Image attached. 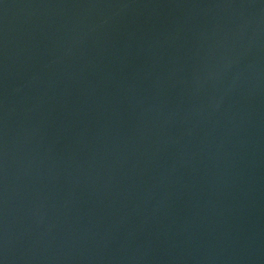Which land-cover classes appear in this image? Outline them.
Wrapping results in <instances>:
<instances>
[{
    "label": "water",
    "instance_id": "obj_1",
    "mask_svg": "<svg viewBox=\"0 0 264 264\" xmlns=\"http://www.w3.org/2000/svg\"><path fill=\"white\" fill-rule=\"evenodd\" d=\"M0 264H264V0H0Z\"/></svg>",
    "mask_w": 264,
    "mask_h": 264
}]
</instances>
